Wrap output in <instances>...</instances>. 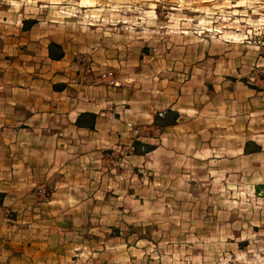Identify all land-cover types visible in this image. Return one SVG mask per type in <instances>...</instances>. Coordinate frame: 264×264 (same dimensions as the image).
<instances>
[{"label": "rangeland", "instance_id": "1", "mask_svg": "<svg viewBox=\"0 0 264 264\" xmlns=\"http://www.w3.org/2000/svg\"><path fill=\"white\" fill-rule=\"evenodd\" d=\"M23 21L107 61L128 93L170 82L186 110L175 132L144 125L95 159L81 148L80 185L105 206L80 227L90 251L264 264V0H0V28Z\"/></svg>", "mask_w": 264, "mask_h": 264}, {"label": "crops", "instance_id": "2", "mask_svg": "<svg viewBox=\"0 0 264 264\" xmlns=\"http://www.w3.org/2000/svg\"><path fill=\"white\" fill-rule=\"evenodd\" d=\"M0 34V264H110L108 247L90 251L80 235L105 208L101 191L80 185L81 148L95 159L133 145L131 131L144 125L175 132L186 110L170 82L128 93L107 61L85 60L45 28Z\"/></svg>", "mask_w": 264, "mask_h": 264}, {"label": "trees", "instance_id": "3", "mask_svg": "<svg viewBox=\"0 0 264 264\" xmlns=\"http://www.w3.org/2000/svg\"><path fill=\"white\" fill-rule=\"evenodd\" d=\"M34 23H35L34 21H23V28L28 29L31 26H33ZM50 48L52 50V48H58V46H56L55 44H52L51 43L50 46H49V50H50ZM49 57L51 59H57V58L61 57V53H55V54H53L51 52V53H49Z\"/></svg>", "mask_w": 264, "mask_h": 264}]
</instances>
